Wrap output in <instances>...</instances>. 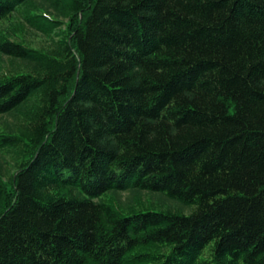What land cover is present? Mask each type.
<instances>
[{
  "label": "trees",
  "instance_id": "trees-1",
  "mask_svg": "<svg viewBox=\"0 0 264 264\" xmlns=\"http://www.w3.org/2000/svg\"><path fill=\"white\" fill-rule=\"evenodd\" d=\"M13 14L48 43L0 29V264H264V0ZM128 190L182 212L103 197Z\"/></svg>",
  "mask_w": 264,
  "mask_h": 264
},
{
  "label": "rangeland",
  "instance_id": "rangeland-1",
  "mask_svg": "<svg viewBox=\"0 0 264 264\" xmlns=\"http://www.w3.org/2000/svg\"><path fill=\"white\" fill-rule=\"evenodd\" d=\"M0 29L5 33L14 34L15 37L24 38L28 42L33 41V44L36 46H42L48 43L43 36L30 31L25 25H23L19 21V16L17 14H13L10 18L1 22ZM8 63L9 62L5 58L4 61L2 60L0 63V73H2V70L4 71L10 68ZM127 192L131 195L124 203H121L118 200L120 193H117L116 195L106 193L103 197L105 199H111L124 214H134L147 211L161 212L171 208H178L179 210L177 211L182 212L178 203L169 200L161 193L141 190H128ZM128 193H122L123 199H125ZM184 212L189 213V210H184ZM209 248L210 247L206 248V252L204 253L205 256L209 255V251H207Z\"/></svg>",
  "mask_w": 264,
  "mask_h": 264
}]
</instances>
